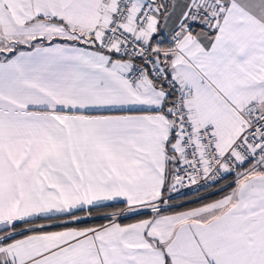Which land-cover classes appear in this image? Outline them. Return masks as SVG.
<instances>
[{
	"label": "snow or ice",
	"instance_id": "1",
	"mask_svg": "<svg viewBox=\"0 0 264 264\" xmlns=\"http://www.w3.org/2000/svg\"><path fill=\"white\" fill-rule=\"evenodd\" d=\"M0 264H264V0H0Z\"/></svg>",
	"mask_w": 264,
	"mask_h": 264
}]
</instances>
